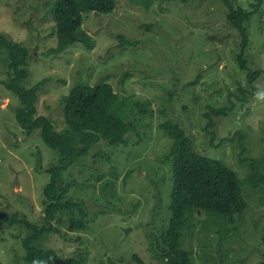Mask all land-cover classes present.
Returning <instances> with one entry per match:
<instances>
[{
    "label": "rangeland",
    "instance_id": "obj_1",
    "mask_svg": "<svg viewBox=\"0 0 264 264\" xmlns=\"http://www.w3.org/2000/svg\"><path fill=\"white\" fill-rule=\"evenodd\" d=\"M55 2L0 0V35L31 53L22 86L50 78L39 92V115L56 130L65 129L59 101L79 83H109L122 98L150 103L151 112L131 119L139 129L127 134L126 145L102 141L63 174L60 192L85 202L88 229L71 232L60 221L58 231L37 246L56 250L64 260L83 258V264H135L133 255L145 264H161L155 244L172 216L173 180L166 159L172 141L160 125L170 120L182 127L195 152L238 175L246 202L234 224H223L226 232L211 221L205 230L208 220L199 213L195 228L184 231L183 248L193 252L196 264H264V183L249 182V161L264 175V6L244 25L249 46L242 70L240 36L227 21L223 0H117L111 14H84L82 30L92 37L93 49L78 43L50 54L58 47ZM231 2L249 9L253 0ZM8 65L7 52L0 50V213L25 215L41 225L48 170L58 153L40 131L28 136L18 124L20 101L3 84ZM257 71L261 75L252 87L248 75ZM208 108L225 114L211 112L209 120ZM29 235L0 220V264H21Z\"/></svg>",
    "mask_w": 264,
    "mask_h": 264
},
{
    "label": "trees",
    "instance_id": "obj_2",
    "mask_svg": "<svg viewBox=\"0 0 264 264\" xmlns=\"http://www.w3.org/2000/svg\"><path fill=\"white\" fill-rule=\"evenodd\" d=\"M157 1H181L185 4L189 0ZM223 3L228 10V23L240 36L241 53L238 61L240 68L245 70L248 65L245 51L249 46V38L244 25L261 11L264 0H253L249 9L235 8L231 0H223ZM116 8L117 0H56L51 12L58 47L51 49L49 53L62 54L69 46L78 43L89 50L93 49L92 37L82 30L84 14L93 12L108 15ZM0 50H5L9 59V78L3 84L21 104L15 112L18 124L28 136L40 131L43 142L58 153L57 163L48 170L50 182L43 192V223L34 224L25 215L7 213H0V220L9 227L21 226L30 233L23 240L26 254L21 264H83V258L64 260L56 250L37 246L44 237L58 231L57 224L60 221L64 222L71 232L88 229L90 216L87 206L85 202L60 192L62 176L81 159L89 156L102 141H106L110 147L126 145L127 134L139 129V124L131 119L136 115L149 114L150 103L134 102L131 96L122 98L109 83L96 86L79 83L69 95L60 98L65 129L58 131L50 119L39 115L37 107L39 92L44 89L50 78L43 79L31 88L22 86L29 76L27 64L31 56L30 50L22 43L10 41L4 35H0ZM260 75L261 71L249 73L248 80L252 87ZM197 82L198 79L190 85ZM211 112L216 115L225 114L221 109L215 111L208 108L204 114L205 118L211 120ZM160 128L172 141L166 159L172 165L173 186L169 207L172 216L168 229L155 244L158 250L156 255L161 264H196L193 252L183 248L184 231L187 228H195V220L199 219V213H202L209 223L205 230L211 227V221L218 224L217 231L226 232L223 224H234L246 208L241 180L222 161L195 152L191 139L177 123L169 120L160 125ZM249 163L252 170L249 182L259 186L260 182L264 183V175L259 172L258 163ZM129 174L130 172L127 177ZM111 178L116 183L118 175L112 172ZM98 180L100 181L101 177H98ZM132 259L135 264H145L138 255H133ZM110 263L115 264L113 260H110Z\"/></svg>",
    "mask_w": 264,
    "mask_h": 264
}]
</instances>
